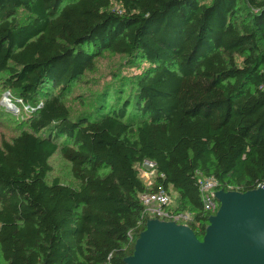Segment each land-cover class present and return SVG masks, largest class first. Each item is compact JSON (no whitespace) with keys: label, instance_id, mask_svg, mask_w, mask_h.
Masks as SVG:
<instances>
[{"label":"trees","instance_id":"trees-1","mask_svg":"<svg viewBox=\"0 0 264 264\" xmlns=\"http://www.w3.org/2000/svg\"><path fill=\"white\" fill-rule=\"evenodd\" d=\"M107 53L140 73L73 116L70 90ZM2 90L35 113L0 143V264H125L146 230L145 161L199 241L200 176L264 184V0H0ZM57 152L77 188L48 182Z\"/></svg>","mask_w":264,"mask_h":264},{"label":"water","instance_id":"water-1","mask_svg":"<svg viewBox=\"0 0 264 264\" xmlns=\"http://www.w3.org/2000/svg\"><path fill=\"white\" fill-rule=\"evenodd\" d=\"M220 208L202 241L175 222L149 220L125 264H264V185L216 192Z\"/></svg>","mask_w":264,"mask_h":264},{"label":"rangeland","instance_id":"rangeland-1","mask_svg":"<svg viewBox=\"0 0 264 264\" xmlns=\"http://www.w3.org/2000/svg\"><path fill=\"white\" fill-rule=\"evenodd\" d=\"M141 65L140 61L113 56L109 53L99 58L95 70L88 73L82 83L70 90L66 103L72 115L77 116L88 111L89 107L99 99L108 100L118 96L111 92L117 82L122 86L121 99H124L130 90L128 81H132L140 73ZM34 113L32 106L20 102L16 95L8 91H0V143L3 140L10 141L22 131L28 130V121ZM50 165L52 172L48 175V182L58 179L62 184L74 188L79 186V182L73 177L70 163L62 157L60 152L51 158ZM171 195L175 200L177 195L172 190Z\"/></svg>","mask_w":264,"mask_h":264},{"label":"built area","instance_id":"built-area-1","mask_svg":"<svg viewBox=\"0 0 264 264\" xmlns=\"http://www.w3.org/2000/svg\"><path fill=\"white\" fill-rule=\"evenodd\" d=\"M41 106L42 104L39 105V107ZM138 171L148 190L139 196L142 205L141 225L146 224L149 220H159L187 226L194 221L192 213H176L174 211L175 200L171 195V191L168 192L163 185L158 184L155 163L145 161L138 165ZM161 178L163 179L164 176H161ZM198 183L204 212L211 216L216 215L220 208V204L216 199L218 182L213 178L200 176Z\"/></svg>","mask_w":264,"mask_h":264}]
</instances>
